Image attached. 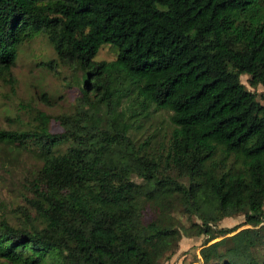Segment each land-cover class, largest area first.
Wrapping results in <instances>:
<instances>
[{
	"label": "trees",
	"instance_id": "trees-1",
	"mask_svg": "<svg viewBox=\"0 0 264 264\" xmlns=\"http://www.w3.org/2000/svg\"><path fill=\"white\" fill-rule=\"evenodd\" d=\"M36 32L79 95L0 128L34 160L0 264H159L181 234L204 236L196 264H264V103L239 79L264 86V0H0V78ZM160 111L164 133L140 136Z\"/></svg>",
	"mask_w": 264,
	"mask_h": 264
},
{
	"label": "rangeland",
	"instance_id": "rangeland-1",
	"mask_svg": "<svg viewBox=\"0 0 264 264\" xmlns=\"http://www.w3.org/2000/svg\"><path fill=\"white\" fill-rule=\"evenodd\" d=\"M116 47L108 43H98L93 56L95 60H111L116 56ZM56 55L44 37L38 32L33 37L22 43L12 66L10 73L11 82L0 78V128H22L30 126L36 111L57 114L72 111L79 95L78 84L71 77L76 73L67 65L58 62L54 68L48 67L43 62L47 60L57 61ZM240 81L249 90L257 94V98L264 103V86L248 84L247 75L240 74ZM166 114L163 111L154 113L149 120L142 122L144 136L152 132L156 127L159 134L164 133ZM48 129L51 132L60 130L59 125L53 120L49 121ZM62 147V146H61ZM33 159L29 152L7 151L5 145L0 144V213L13 220L14 205L23 203L21 193L23 177L33 169ZM264 216V205L262 207ZM145 212V218L150 217ZM180 222L186 226L185 214H177ZM195 219V218H194ZM243 216L223 217L217 222L216 227L237 226L236 232L246 225L243 224ZM264 222V219L263 221ZM204 236H185L181 234L176 248L169 253L159 264H196L198 249Z\"/></svg>",
	"mask_w": 264,
	"mask_h": 264
}]
</instances>
